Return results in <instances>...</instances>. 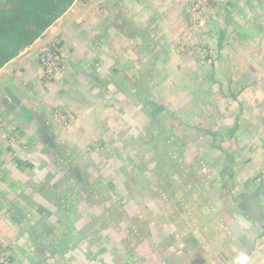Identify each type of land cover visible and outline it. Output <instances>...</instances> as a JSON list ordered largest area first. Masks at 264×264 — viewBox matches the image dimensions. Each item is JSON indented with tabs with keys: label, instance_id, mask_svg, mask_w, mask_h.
Segmentation results:
<instances>
[{
	"label": "rangeland",
	"instance_id": "1",
	"mask_svg": "<svg viewBox=\"0 0 264 264\" xmlns=\"http://www.w3.org/2000/svg\"><path fill=\"white\" fill-rule=\"evenodd\" d=\"M220 28L225 38L217 49ZM53 36L63 41L53 77L34 50L40 70L18 72L11 91L0 93V264H264V177L256 194L260 205L246 186L264 171V0H76L41 39ZM203 43L210 45L212 64L203 57ZM152 54L154 64L147 62ZM124 72L143 76L151 100L160 98L179 112L180 161L211 163L201 182L210 197L201 205V222L189 212L188 226L171 220L179 193L170 196L166 188L162 194L154 179L158 169L145 143L143 106L132 86L111 84ZM20 106H29L35 121L25 122L29 117ZM237 117L236 163L222 175L226 160L201 129L224 127ZM44 137L52 143L43 145ZM72 154L95 187H108L106 198L94 194L87 202L78 187L62 180L66 169L58 158ZM14 157L32 165L19 168ZM125 159L139 162L129 165V179L122 171ZM226 181L232 193L244 196L234 204L254 220L223 202ZM54 190L62 197L56 199ZM138 209L144 221L134 219ZM60 215L82 231L81 239L51 255L44 243L33 244L26 228L43 216L36 233L56 234Z\"/></svg>",
	"mask_w": 264,
	"mask_h": 264
},
{
	"label": "trees",
	"instance_id": "2",
	"mask_svg": "<svg viewBox=\"0 0 264 264\" xmlns=\"http://www.w3.org/2000/svg\"><path fill=\"white\" fill-rule=\"evenodd\" d=\"M75 1L76 0H0V69L11 59L19 55L24 49L33 44L36 38L40 37L52 24L63 16ZM215 37V43L217 49H219L222 47V43L225 38V29L220 28V30L215 34ZM62 43V40H58L57 53H59V48ZM146 44L147 43H145V41L142 43L144 47L147 46ZM200 47L204 52V59L210 61L212 64L210 45L208 43H203ZM148 57L147 62L150 64H154L157 60V57L153 54ZM113 71L117 72V69L114 68ZM121 75L120 80L115 78V80H112L113 82L111 81V84L117 86L121 90H125L126 87L132 86L135 97L140 102L138 105L141 107L143 106L146 117L144 131L147 141L145 143L148 144L152 153V161L155 162L154 168L158 169V172L155 173L154 176L155 181L158 182L157 186L160 190L162 189L160 191L162 194H165L167 191L166 188L171 190V193H169L170 196H174L179 193L178 199L173 204V206L176 207L175 217L171 218V220H177L179 224H176V226L179 225L178 228H180L181 224L188 226L187 223L189 214L194 213L193 215H195L197 220L201 222L203 219L202 216H205L201 214V205L206 203V200L208 201V198H210L202 192L201 182L208 174L210 168H212L211 163L205 162L204 167L200 166V168L197 166H191L189 162H185L183 159L180 161V158H183L184 155V153H180L184 139L181 135L182 130L180 128L181 120L179 118V112L165 106V103L160 98L152 101L153 98H150V94H148L147 82L143 76L129 75L126 72ZM206 77L209 81L217 83L219 86L222 85V81L214 78L213 75H208ZM220 94L224 95L225 93L223 90H220ZM235 94L236 93H233L232 91L229 92L231 97H235ZM25 110L28 115H32L30 110ZM176 120L178 121L173 124ZM241 124L242 121H240V118L237 117L230 125H224V127L220 128L206 126L201 129L208 135L209 145L212 148L217 149L219 151V155L223 156L226 160L224 167L220 170V174L222 175H225V171L230 169V165L232 163H236L237 151L233 144L237 135L236 131ZM42 140L44 142L43 145H50L52 143L51 140H47V137H44ZM54 147L59 148L60 145L56 144ZM171 150L179 151L177 153L178 155L173 156V154H170ZM53 153L56 154L57 151H54ZM57 155L59 156L58 153ZM241 157V160L245 163L250 160L248 155L244 154L241 155ZM58 159L57 163L59 165H64L63 168L66 169L67 177L64 176L62 180L69 183L70 188L71 186L74 188L78 187L80 195L84 200L91 202L93 201L91 198L92 195L94 196L95 194L98 197H103V195H105L108 187L102 186L101 184H98L95 187V184H92V181L88 177V173L84 170V167L80 161H78L75 154H72L71 156L69 155L68 157H60ZM14 161L19 168L22 167V165H32L30 162H22V160L17 157H14ZM163 162H165L168 166L169 170H167V172L161 165ZM131 163L132 161L128 159L123 161L122 171H124V174L128 177V179L133 173V170L128 168ZM133 163V166L139 164L138 161H133ZM48 177H50V175ZM263 177L264 171L259 170L252 176L253 184L246 185L248 191L251 192L250 195L252 194L253 198H255L253 204L256 206L260 205V197L256 194H258L257 191L261 186L260 180ZM162 181L165 183H162ZM108 185L109 187H112L111 183ZM224 185L226 192L229 193V196L228 198L224 196L225 193L223 191V193H221L223 202H230L231 204H234L237 201L239 202V198L241 199L244 197L240 193H232L233 184L231 185L228 181H226ZM51 188L56 189L53 186H51ZM94 188L97 190L93 193ZM216 189V187H213L212 191L218 194ZM54 193L56 194V199H58V197H62V195L56 193L55 190ZM106 197L107 195L103 198ZM224 197H226V199H224ZM65 203L71 206L70 200H66ZM181 203H183L184 207H186L185 210L179 209L182 205ZM232 206V208L242 211V214L247 216V218L254 220V218L244 212V207L241 203H237ZM25 208H28V204H25ZM232 208L226 205L223 210L225 212H230ZM36 209L39 212L43 211V207L37 204ZM141 212L142 210L138 209L133 216L138 222L144 221V216ZM45 219H47V217L44 218L42 216V218H38L33 224L28 225L26 230L29 231L28 235L32 238L33 244L44 243L43 248L50 251L51 255H57V253L59 255L63 254L69 247L71 248L76 246L81 239L80 234H82V231L78 230L73 222L65 215H60L56 218V220H54L55 222L53 223V227H57V229L60 230L58 233L53 234V232H47L43 235L37 234L36 227L38 224L41 225L42 222L46 221ZM261 227L262 231L260 235H264V222H262ZM190 237H192V235H190ZM70 240L73 241V244ZM69 242L71 243V246H68ZM56 247H58V249ZM8 259L9 262H12L13 260L11 256H8Z\"/></svg>",
	"mask_w": 264,
	"mask_h": 264
},
{
	"label": "crops",
	"instance_id": "3",
	"mask_svg": "<svg viewBox=\"0 0 264 264\" xmlns=\"http://www.w3.org/2000/svg\"><path fill=\"white\" fill-rule=\"evenodd\" d=\"M34 50H35V47L32 44L29 47H27L26 49H24L15 58L11 59L8 63H6L0 69V93H2L3 91L5 92V90L6 91L8 90V92L11 91L10 88L12 89V86L14 85L12 81L15 80V77L18 74V72L24 73L25 70H27L28 72H30V71L38 72L40 70L38 64L36 63V61L34 59V55H33ZM21 108L28 109V110H30V112L32 111V109H30L29 106L28 107L27 106H20V109ZM18 112L20 113L19 109H18ZM25 115H26V118H27V116L29 117V119L24 118L25 122L26 121H28V122L29 121H35L36 114L34 111H32V115L31 114L28 115L27 112H25ZM19 131L22 132L20 129H19ZM5 148L9 149L10 146L6 145Z\"/></svg>",
	"mask_w": 264,
	"mask_h": 264
},
{
	"label": "built area",
	"instance_id": "4",
	"mask_svg": "<svg viewBox=\"0 0 264 264\" xmlns=\"http://www.w3.org/2000/svg\"><path fill=\"white\" fill-rule=\"evenodd\" d=\"M43 34L34 41L36 42L39 40L38 44H36L35 56L43 70H45V73L49 77H53L60 67L58 61L59 53H57V43L59 39L53 36L49 37L48 40H42L41 37H43Z\"/></svg>",
	"mask_w": 264,
	"mask_h": 264
},
{
	"label": "clouds",
	"instance_id": "5",
	"mask_svg": "<svg viewBox=\"0 0 264 264\" xmlns=\"http://www.w3.org/2000/svg\"><path fill=\"white\" fill-rule=\"evenodd\" d=\"M32 45V44H31Z\"/></svg>",
	"mask_w": 264,
	"mask_h": 264
}]
</instances>
